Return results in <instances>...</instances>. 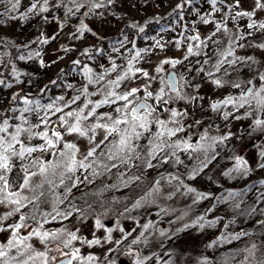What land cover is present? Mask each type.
Listing matches in <instances>:
<instances>
[{
	"label": "snow or ice",
	"instance_id": "1",
	"mask_svg": "<svg viewBox=\"0 0 264 264\" xmlns=\"http://www.w3.org/2000/svg\"><path fill=\"white\" fill-rule=\"evenodd\" d=\"M114 2L115 0H86L87 11L84 15L88 16L94 10L106 5L111 6ZM201 2L202 0H180L169 14L174 17L176 27H179L180 31L177 32L176 27L170 25L161 26L156 35L143 36V39L151 41L148 47L138 48L135 40H129L126 34L121 33L119 47L112 48L113 52L124 57V62L120 65L109 56L110 68L99 65L101 71L96 72L87 63L74 60L73 65L80 69L85 83L79 89H75L77 94L70 99H66L63 94L55 97L47 95L51 91L49 85L39 88L35 94L21 89L9 97L8 106L0 112V206L10 209L0 216V232L9 233L7 242L0 244V264H35L38 259L41 264H57V259L59 264H95L98 257L92 254L82 255L81 249L73 247V243L79 242L81 245L93 247L102 244L100 238L81 239L77 234L78 229L72 230L62 226L55 230H47L45 225L53 222L63 224L74 216L83 221L88 215L97 212L98 209L87 202L88 193H83L79 198L84 201L82 207L73 196V190L81 185H90L97 177L105 174H111L109 179L112 177L115 179L112 184H105L104 187L119 190L120 185L129 187L137 184L139 187V183L144 182L146 172L157 170L158 178H155L144 194L135 200L133 209L150 203L148 198L153 194H160L164 183H167L171 189L166 194L168 198L179 192L181 188L186 189L187 193H194L192 201L194 204L214 198L212 193L198 192L185 184L180 175L165 174L159 172V169L170 163L175 166L184 164L181 153L188 154L191 158L192 153L202 152L203 159L196 157L200 160L198 167L188 169L185 165L187 178L194 180L216 158V147L224 144L232 135L229 132L219 137L209 136L207 131L203 130L196 141L192 142L188 129L200 125L202 120L192 119L187 124L184 121L189 118V107L193 113L197 108L203 109L202 102L205 97L199 93L201 85L193 82L195 75H188L189 73L204 74L216 88L228 84L231 88L239 90L236 94L209 101L208 110L218 113L221 119H240L251 116L252 112H264V72L257 70L255 79L250 78L242 83L225 81L220 75L222 69L223 75H231L228 72L229 67L251 66L256 63L253 57L236 55V49L244 47L245 45L240 41L246 40L254 32H264V22H257L254 19L255 11L264 9V0H255L252 11L240 10V0H231V3L227 0H203L207 5L205 10L201 9ZM0 3L5 7V11L0 12V17L8 16L16 19L17 17L12 13H19V18L22 20H26L30 14L49 13L53 8L62 6L66 8V14H74L86 6L78 0H71L75 7H67V0H55V2L31 0L30 5L21 11V0H0ZM186 16L194 18L187 20ZM238 18L247 19L245 26L247 31H239V24L236 25V31L229 29L228 22L237 21ZM42 19L47 21L49 17L43 15ZM147 23H151V20ZM156 23H160L159 19H156ZM198 23L211 24L213 30L202 38L197 27ZM127 27L135 29L137 34L145 33V27L140 24L132 23ZM86 31L89 29L81 21L74 35L78 38ZM169 31L176 33V38L164 40L162 33ZM219 33H224L227 41L223 48L216 50V59L212 62L211 70H208L205 66L209 65L211 60L207 53L209 42L220 44L221 40L214 39ZM49 39L55 37L48 38L41 33L34 41L27 44L12 45L17 51L15 60L27 62L39 58L40 66L47 67L48 65L41 58V51L32 50L31 44L46 45ZM4 43L5 41L0 40V46ZM170 43L178 50L184 51L182 58L165 57L151 73L139 66L141 61L154 50L163 51ZM128 44H131V47L127 48L128 55L124 56L120 49ZM256 47L264 49V43ZM63 50L70 51L68 48ZM95 54L103 55L104 50L95 49ZM81 55L94 59L91 49H85ZM202 56L204 59H200ZM193 57L197 59L192 60ZM186 61L188 63L185 65ZM166 65L169 67L165 68ZM179 65H185L184 71H171ZM5 67L10 69L8 73L10 79L4 72H0V89H10L26 83L22 77L29 74L20 71L14 62L10 60ZM111 73L117 74L114 78L106 79ZM50 84L57 85L58 81L52 80ZM89 86L95 87L96 90L90 92ZM67 88L72 89L73 85L68 84ZM82 97L84 102L79 104ZM93 97L97 98L93 99ZM44 100L47 102H43ZM180 102L188 107L182 109L173 107ZM73 105L77 106L73 108ZM229 108L231 111L225 110ZM241 109L245 111L237 116L236 113ZM254 125L264 129V119H254ZM181 133L184 135H180ZM68 136L86 139L88 141L86 151L81 153L77 143L66 139ZM260 156L261 160H264V152ZM17 160L28 163L23 168L25 173L23 183L17 186L19 190H14L8 174ZM258 167L264 169V162H260ZM132 168H136L139 174L133 172L129 175ZM252 171L248 161L237 155L234 157V166L224 171L222 175L232 180H243ZM34 177H40V182L33 187L31 181ZM259 184L264 186V179L259 180ZM45 185L55 196V201L50 204L48 210H41L39 202L45 195L42 191ZM37 189L41 191L31 198L23 194L25 191L35 193ZM57 189L62 190L56 191ZM255 189L254 183L249 184L241 191L228 190L216 199L230 204L234 210H240L249 217L256 214L264 216V207L261 206L264 205V191L257 193L255 203L248 205L247 211L241 209V204H246L244 197ZM24 209H30L33 214L24 213ZM100 209H103L101 215L108 211L103 202L100 204ZM129 211L131 209L125 206L120 215ZM13 218H15L13 222L6 223ZM28 220H32L38 226L32 227L27 223ZM204 221L205 217L199 216L192 224H186L184 227L199 225L200 228H204ZM216 222L209 220L206 223L212 226ZM257 223L264 224V220H259ZM94 226L97 229L103 228L108 233L105 241L113 243L111 236L113 229L106 228L99 218L94 220ZM151 226V221L141 225L144 231ZM119 231L123 233L124 229L120 228ZM131 235L132 232H128L122 240H127ZM161 235L164 233L161 232ZM246 235L247 232L222 234L213 243H219L220 240L230 242ZM139 236L143 237L144 232H140ZM32 240L39 241L44 245L45 250H36L31 243ZM122 240H116L114 243L119 245ZM50 242L57 243L59 258L49 256ZM138 242V238L130 241L126 255L135 257L132 264H145V261L151 257H141L131 248ZM255 248L256 245L253 244L252 249ZM113 250L109 249V253ZM109 264H115V261H109ZM204 264H207V261ZM257 264H264V259L259 260Z\"/></svg>",
	"mask_w": 264,
	"mask_h": 264
},
{
	"label": "rangeland",
	"instance_id": "2",
	"mask_svg": "<svg viewBox=\"0 0 264 264\" xmlns=\"http://www.w3.org/2000/svg\"><path fill=\"white\" fill-rule=\"evenodd\" d=\"M55 2V0H53ZM80 3H85V7L81 8L78 12L74 14H66V8H53L49 13H44L40 15L30 14L26 20L19 18V13H12L16 16V19H11L8 16L0 17V34L12 32L16 35L21 45L27 44L30 41H34L37 37L44 34L45 37L55 39H49V43L46 45H38L36 43L31 44L32 50L41 51V58L44 60L47 67H41L38 59L33 61L21 62L15 61L17 68L29 74V76L22 77L26 81L24 85L15 86L13 88L0 89V112L9 104V97L14 93L15 89L22 88L26 92H31L33 94L37 93L39 88L49 85L51 91L47 95L55 97L57 95H65L66 99H70L73 95L77 94L75 89H79L83 83H85L84 77L80 74V69L73 65L74 60H79V50L82 44L97 43L95 30L101 33H107L112 35L115 40L105 44L104 47L99 49L104 50L103 55L94 56V59H90L87 63L96 72H100L101 69L99 65H104L105 68H110L109 56L116 60L118 65L124 62V57L120 54L113 52V47H119V39H121V33L123 28L134 23L133 19H139L141 23L146 20H151V26L147 27L146 22L141 24L145 27L144 34H136L130 30H125L123 32L128 36L129 40H135L138 48H145L151 44L150 40L143 39L144 35L153 36L156 35L161 26L170 25L176 27L175 19L172 15L176 4L180 0H115L111 6H105L98 10H94L88 16L84 15L87 11L86 0H78ZM231 3V0H227ZM31 0H21L20 10L23 11L24 8L29 6ZM255 0H240V10L252 11L254 9ZM67 7H75L71 0H67ZM207 5L201 2V9L205 10ZM5 11L3 3H0V12ZM43 15H47L49 19L47 21L42 19ZM219 16V14H217ZM194 17L186 16L187 20H191ZM85 19L89 26L93 29L84 32L82 36L77 38L76 34L77 28L80 26L81 21ZM156 19H159L160 23H156ZM254 19L257 22H264V9H257L255 11ZM246 18H238L237 21H229L228 27L232 31H236V25H240L239 31L245 32L246 29ZM201 37H205L211 33L213 30V25H203L197 24ZM176 31L179 32L180 28L176 27ZM164 40H173L176 38V33L165 32L162 33ZM214 39L221 40L220 44H212L209 42V48L207 49L208 56L211 57L209 65H206V69L211 70L212 62L216 59V50L223 48L225 42L227 41V36L224 33H219ZM241 44L244 47H239L236 49V55L241 57H253L256 63L248 65H237L235 68H228V72L231 75H223V69L220 75L225 81H236L244 82L248 79H255L257 70L264 72V49L256 47V45L264 43V32H254L252 36L247 37L246 40H241ZM131 44H128L125 48H121V53L124 56L128 55L127 48H130ZM68 48L70 51L65 52L63 49ZM27 51V50H25ZM183 50H178L174 44H168V46L163 50L156 49L149 56H146L144 60L141 61L139 66L145 68L150 73L153 71L154 67L165 57L182 58L184 55ZM2 52L0 50V71L3 69L4 61ZM192 60L197 59L196 57L191 58ZM204 59V57H200ZM188 62H185V65ZM185 65H179L176 69H171V71H184ZM169 66H165L168 68ZM198 67V65H197ZM119 71V69H118ZM117 73H111L106 79H111L116 76ZM188 75H195L194 83L198 82L201 87L199 90L200 95L205 97L203 103V109L197 108L193 113L189 107V118L184 121L185 124L190 123L192 119L202 120L200 125L188 129L189 134L192 137V142H195L203 130L207 131L209 136L219 137L226 133H231V138L225 141L224 144L218 145L216 147V158L212 160L208 167L204 169L203 172L199 173L194 180L187 178V173L185 170V165L188 169L196 168L199 166L200 159L204 158L202 152L192 153L191 158L188 154L181 153V159L184 164L180 166H175L173 164L164 165L159 169V172L172 173L180 175L184 179L185 184L195 188L198 192L212 193L214 198L208 200H201L198 203H193L194 193H187L186 189L181 188L179 192H176L171 198L167 197L169 193L170 186L167 183L163 184L162 192L160 194H153L149 197L150 203L145 206L133 209L132 205L135 200L138 199L144 192L150 187L152 181L158 178L157 170H149L145 173V179L143 183L132 184L129 187H124L120 185V189H112V195L117 197L114 206L119 209V214L125 206H127L131 211L122 215L114 226H109L108 228L113 229L111 233L113 243L105 241L108 233L105 232L103 228L97 229L94 226V222L88 218L83 221L77 219L75 216L68 221H64L63 224L50 223L45 225L47 230H55L60 228L59 226H69L72 230L80 229L86 235V239L91 238V236L102 239V244L95 246L93 253L98 257V261L95 264H109V261H115V264H132V260L135 257H129L126 252L129 250L128 245L133 238H138L139 242L132 245L131 248L135 253H138L141 257H151V259L146 260L145 264H204L203 259L198 253L203 245V239L205 237H212L210 245L212 257H218L222 252L228 251L230 257H227V262L225 264H242L237 263L243 261L245 254L244 248L249 247L248 241L254 237V233L260 230L264 231V224H259L257 221L264 220V216L258 214L249 217L246 214H242L240 210H234L230 204H225L222 201H218L220 195L225 194L228 190L241 191L244 187L249 184H255L256 189L250 192L244 200L246 204H241V209L247 211L248 205H253L256 201V195L259 191H264V186L259 184V180L264 179V169H260L258 164L264 162L261 160L260 154L264 152V129L257 128L254 125V119H264V112H252L251 116L242 117L240 119L229 118L228 120L221 119L218 113H214L208 110V103L210 100H219L229 94H236L239 90L231 88L228 84H225L222 88H216L210 80L204 75H196L194 72ZM10 79V77H8ZM57 80V85H51L50 81ZM257 84L259 81H256ZM73 85L72 89H68L67 85ZM156 87V85H154ZM89 90L95 91V87L89 86ZM191 91V89H189ZM97 97H93L96 99ZM43 102H47L44 100ZM84 102L82 97L79 104ZM77 105H73L75 108ZM176 108L188 107L183 102L176 103L173 105ZM107 110V109H102ZM226 111H231V109H225ZM245 109H241L237 116H240ZM251 111V109H248ZM34 119V117H33ZM180 135H184L181 133ZM66 139L74 141L80 148L81 153L85 152L88 147V141L83 138H78L74 136H68ZM37 155H40L37 153ZM242 156L248 161L249 166L253 171L249 174L246 179L243 180H232L224 177L222 173L227 171L229 168L234 166V157ZM27 161L17 160L12 168V171L8 174L9 180L12 184L14 190H19L18 185L23 183L24 171L23 168L27 164ZM115 171V170H114ZM133 172L139 174L136 168H132L129 175ZM111 174H105L101 177H97L95 182L90 185H81L79 188L73 190V195H77L84 191H91L95 186L103 183L109 178ZM40 182V177L32 178L31 184L34 187ZM175 183V182H174ZM38 191V189H37ZM24 195L31 198L33 195H38L37 192L25 191ZM170 199H174L175 204L173 208H169L166 204ZM39 202V208L41 210H48L51 201ZM264 207V205H261ZM32 206H30L31 208ZM208 208L206 213L205 227L200 228L199 225L196 227L185 228L184 226L178 227L177 230H169L171 222H174L181 218L182 215L188 212V210H194L195 213H201L204 208ZM46 208V209H45ZM10 209L0 206V216ZM24 213L32 215L33 213L30 209H24ZM117 216L114 219L116 220ZM13 218L8 222H13ZM214 220L217 221L212 226L207 225V221ZM152 222V226L148 228L147 231L141 227V225ZM196 221V220H194ZM193 221V222H194ZM32 227H37L35 223L27 221ZM227 226V227H225ZM123 228L124 232H120L119 229ZM134 230V231H133ZM250 230L252 232H250ZM128 232H132V235L128 237L127 240H122L123 236ZM144 232V236L140 237L139 233ZM161 232L164 235H161ZM241 232H247L248 235L240 236L239 239L231 240H220L219 243H213L217 241L222 234H237ZM9 233L0 232V244L7 242ZM155 236H160L161 241H156ZM122 240V243L116 245L114 241ZM31 243L39 251H44V245L40 244L37 240H32ZM52 242L49 243V245ZM78 242L73 243V247H76ZM80 249L87 248V245L79 244ZM49 256L50 257H60V253L57 251V243L49 246ZM109 249H114L109 253ZM186 252V253H185ZM82 255H87L83 254ZM185 254L192 255V258L188 262H185ZM197 254V255H194ZM264 251L260 256H264ZM107 256V258H106ZM239 259V261H235ZM59 261V259H57ZM35 264H41L38 259ZM207 264H212L207 261ZM244 264H249L244 262ZM252 264V263H250Z\"/></svg>",
	"mask_w": 264,
	"mask_h": 264
},
{
	"label": "trees",
	"instance_id": "3",
	"mask_svg": "<svg viewBox=\"0 0 264 264\" xmlns=\"http://www.w3.org/2000/svg\"><path fill=\"white\" fill-rule=\"evenodd\" d=\"M133 20H134L133 21L134 23L141 25V24L145 23L147 19L144 20L142 23H141V21H139V19H133ZM83 23L85 25H87L88 29H92L85 19H83ZM146 26L150 27L151 24L146 22ZM94 30L96 31L95 32L96 38L94 40H96V41L98 40V42L97 43L92 42V43L81 45L82 47L79 50V55H80L79 60L82 61V63H88L90 60L87 56L81 55V53H83L85 49H91L92 54L94 56H97L95 54V49H99L101 47H104L105 44L115 40V38L112 35H109V34L104 33V32L101 33L100 31L96 30L95 28H94ZM125 30L126 31L130 30V31L137 34L136 30L132 29L130 27L123 28L122 33L125 32ZM0 40L5 41L3 46H0V50L3 54L2 56H3V61H4L3 69L0 72H4L5 76L8 77V73H9L10 69H9V67H5V65H8L10 60L16 64L15 56L17 55V51H16V48L13 47L12 45L21 46V43H20L19 38L16 35H14V33H12V32L0 34ZM21 89L22 88L15 89L14 93L17 91H21ZM23 91H25V90L23 89ZM114 179H115V177H112V179L108 178L103 183L95 186L94 189H92L91 191H84V192L79 193L77 195H73L77 198V203L83 207L84 201L80 200L79 198L81 197V195L83 193H88L89 195L86 197L87 202L93 204V206L96 207L98 209V211L88 215L86 219L90 218L94 222V220L96 218H99V219H101L102 224H104L106 228H108L109 226H114L116 224V222L120 218L123 217L122 215L119 214L120 210L116 209L114 206H112V204L114 205V203H116V201H117V197L116 196L114 197V195L111 194L112 189H106L104 187L105 184H112ZM61 190L62 189H57L56 191H61ZM39 191H41V190L38 189V191H36V192L39 193ZM42 191H44V193H45V195L42 197V202L51 201V203H53L55 201V196L52 194L51 191H49L47 185H45V188L42 189ZM40 202H41V200H40ZM101 202H103L104 207L108 209L107 213L104 215L100 214L103 211V209H100ZM166 204L169 208L172 209L173 204H175V201H174V199L173 200L170 199L168 202H166ZM207 211H208L207 207L204 208L201 213L200 212L195 213L194 210H188V212L185 213L184 215H182L181 218H179L178 220H176L174 222H171L169 230H177L178 227L180 228L182 226H185L186 224L190 225L193 223L194 220H197L199 216L206 217ZM116 216H117V218L114 222V219ZM38 218H39V216H38ZM30 222L35 223L32 220H30ZM59 227H62V226H59ZM66 227L71 229L67 225H66ZM78 230H79L77 233L78 236L81 239H86V236H85L86 234L83 233L80 229H78ZM250 232H252V231L250 230ZM96 237H99V236H96ZM92 238H94V237L91 236V238H89V239H92ZM154 238L156 239V241H159V242L162 240L160 236L154 235ZM211 239H212V237H208V238L205 237L203 239V245H202L201 250L198 253V255L201 256V258L203 259V262L209 261L212 264H225L227 262V257H230L229 252L225 251V252H222L218 257H212L211 254H213V252L211 251V247L209 246ZM248 243H249V247L243 249V250H245V252L243 253V255L245 254L244 260L242 262L239 261V259H237L235 261H239L237 263H242V264H244V262L249 263V264L250 263L257 264V262L259 260L264 259V256H260L262 254V252L264 251V231L260 230L259 232L254 233V237H252L248 241ZM53 244H56V243L52 242L50 245H48V247L53 245ZM79 244L80 243L78 242L76 247H78ZM253 244L256 245L255 249H252ZM93 249H95V246H93V247L87 246L86 249H84V248L81 249V253L87 254V255H89V254L94 255ZM194 255H197V254H194ZM185 256H186L185 262L187 263L192 258V255L185 254ZM188 257H189V260H188Z\"/></svg>",
	"mask_w": 264,
	"mask_h": 264
},
{
	"label": "water",
	"instance_id": "4",
	"mask_svg": "<svg viewBox=\"0 0 264 264\" xmlns=\"http://www.w3.org/2000/svg\"><path fill=\"white\" fill-rule=\"evenodd\" d=\"M57 264H59V261H57Z\"/></svg>",
	"mask_w": 264,
	"mask_h": 264
}]
</instances>
